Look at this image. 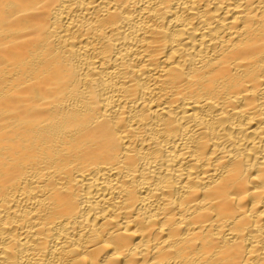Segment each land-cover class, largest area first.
I'll list each match as a JSON object with an SVG mask.
<instances>
[{"label":"bare ground","instance_id":"obj_1","mask_svg":"<svg viewBox=\"0 0 264 264\" xmlns=\"http://www.w3.org/2000/svg\"><path fill=\"white\" fill-rule=\"evenodd\" d=\"M0 264H264V0H0Z\"/></svg>","mask_w":264,"mask_h":264}]
</instances>
